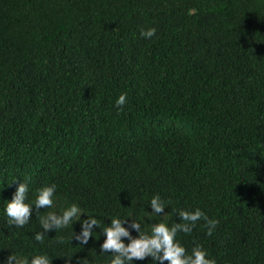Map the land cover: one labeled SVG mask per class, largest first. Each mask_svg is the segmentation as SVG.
<instances>
[{"label": "trees", "instance_id": "1", "mask_svg": "<svg viewBox=\"0 0 264 264\" xmlns=\"http://www.w3.org/2000/svg\"><path fill=\"white\" fill-rule=\"evenodd\" d=\"M24 179L26 202L57 192L17 228L4 209ZM154 195L171 202L159 217ZM73 203L144 231L200 208L218 224L179 232L189 252L264 264V0H0V264H110L99 229L73 239L79 222L35 239L39 216Z\"/></svg>", "mask_w": 264, "mask_h": 264}, {"label": "clouds", "instance_id": "2", "mask_svg": "<svg viewBox=\"0 0 264 264\" xmlns=\"http://www.w3.org/2000/svg\"><path fill=\"white\" fill-rule=\"evenodd\" d=\"M156 28L142 30L140 35L145 39H150L156 35ZM126 93L119 95L115 104L122 108L126 104ZM18 180L14 179L13 182ZM12 182V183H13ZM29 184L27 179L18 184L16 191L10 201L7 202L4 214L10 226L21 228L27 225L33 213L38 214L42 208H52L54 206L57 186L49 184L37 189L35 200L31 203L28 200ZM151 206V214L161 216L164 209L171 206V202L165 201L160 195H154L148 202ZM180 217V222L169 226L166 222L152 224L150 231L142 230L140 221L132 219L131 227L126 226L127 219L119 217L109 218L110 223L102 226L101 221L84 211L78 204L73 203L61 210L60 213L49 211L44 216H39L40 225L43 232L35 235L37 241H43L44 234L52 230L67 228L79 222L81 230L74 234L73 239L82 246H86L90 239L96 238L95 229L101 231L104 236L103 243L100 244L99 253L111 256L110 264H134V261H143L151 258V264H216L215 260L209 257L207 250L202 245H196L189 252L177 239V234L183 232L190 234L196 227L198 221L203 220L207 229V235L211 236L218 224L216 219H210L208 215L196 208L194 211L179 209L174 210ZM86 214V219L82 216ZM168 214V213H167ZM164 214L163 216L167 215ZM132 230L138 235L133 236ZM6 264H52L51 258L47 254L34 255L31 258L16 253H11L6 260ZM78 264H89L87 257L79 258Z\"/></svg>", "mask_w": 264, "mask_h": 264}]
</instances>
